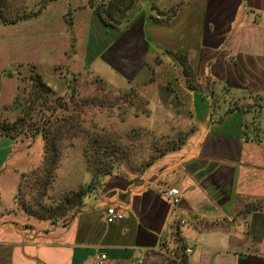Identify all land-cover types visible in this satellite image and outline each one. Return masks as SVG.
Instances as JSON below:
<instances>
[{
    "label": "crops",
    "instance_id": "obj_1",
    "mask_svg": "<svg viewBox=\"0 0 264 264\" xmlns=\"http://www.w3.org/2000/svg\"><path fill=\"white\" fill-rule=\"evenodd\" d=\"M60 1L50 0L38 16L0 22V100L8 83L13 94L1 108L16 96L17 71L42 62L54 72L69 68L70 76L87 66L109 88L126 90L152 73L148 60L172 58L189 76L186 105L198 125L139 179L115 174L93 184L67 227L15 207L22 175L41 163L42 138H1L0 264H87L98 254L105 264H144L167 251L173 264H264V0H118L109 25L95 9L113 0ZM82 23L87 49L77 53L69 33ZM202 82L212 86L209 97L200 93ZM215 88L237 102L214 118L208 104ZM226 99L218 106H229ZM85 167L67 166V189L83 176L77 185L91 182L88 173H72ZM165 188L180 191L178 204L160 196ZM108 207L126 218L106 223Z\"/></svg>",
    "mask_w": 264,
    "mask_h": 264
},
{
    "label": "rangeland",
    "instance_id": "obj_2",
    "mask_svg": "<svg viewBox=\"0 0 264 264\" xmlns=\"http://www.w3.org/2000/svg\"><path fill=\"white\" fill-rule=\"evenodd\" d=\"M64 1L66 0H61L59 6L67 4ZM49 2L50 0H4L1 8L2 13L10 18L27 14H34L35 17L41 14L45 4ZM78 2L79 0H73L69 3L75 5ZM74 5L71 6L72 10L76 9ZM88 29L82 23L74 25L73 32L70 30V43L75 39L77 53L83 49L85 52L87 49ZM90 43L92 44L91 39ZM73 51V46L70 44V58L74 55ZM175 63L176 60L172 58L148 60L147 65L152 73L144 76L143 82H135L126 90L109 88L104 81L91 73L87 66L82 73L80 71V74L70 76L68 75L69 68H62L59 72H54L44 62L40 64L39 69H36L38 73L36 71L35 73L41 76L42 81L52 89L56 96L70 94L71 88L69 87H72L76 99L79 100V107L76 108L77 115L76 113L72 115L74 120H77V125L72 128H62L59 134L58 146L61 150V157L52 194L58 195L70 191L65 186L68 183L67 175L69 174L67 166L70 164L78 166L83 164L86 166V171L79 170L72 173H88L91 178L88 172V161L83 155L84 148L88 147L93 152L91 165L93 161L103 160V156L98 153L100 146L97 144L92 148L88 142L89 137L103 140V146L109 147V151L115 149L113 151L115 155L112 156L113 174L132 180L142 177L147 167L154 163L161 154L169 153L173 150L172 148L176 149L188 141L198 124L189 120L192 108L186 105L190 97L184 89L187 90L190 87L189 76L180 74L174 67ZM75 69L77 70L74 67L73 71ZM21 76L26 78L23 86L25 88L27 86V90H30L32 83L28 79L31 73L27 68H23ZM146 78L149 80L146 81ZM19 85L20 82H18ZM200 87H202L200 93H206L208 97L211 95L207 90V87H212L211 85L202 82ZM219 89L213 90V99L211 101L209 99L208 104V109L210 108L214 118L225 116L231 110L236 109L237 97L228 90ZM17 90L18 88H16V94ZM1 95L3 97L0 104L1 102L8 104L11 101L9 99L13 96L12 83L6 85ZM24 96L26 95L24 94ZM225 97L229 101V106H218L221 102L220 99ZM204 113L201 112V114ZM16 115L17 113L3 112L0 105V120L4 117L13 120ZM232 118L231 125H234L237 116ZM80 173L76 179L80 178ZM84 178L86 179L87 176L74 180L75 182L71 185L72 190L82 187L83 185L79 186L77 183L83 181ZM103 181H100L99 184H102ZM61 186H65L66 189ZM90 186H92L91 182L84 185L85 188ZM173 260L172 253L167 251L149 255L144 264H173Z\"/></svg>",
    "mask_w": 264,
    "mask_h": 264
},
{
    "label": "trees",
    "instance_id": "obj_3",
    "mask_svg": "<svg viewBox=\"0 0 264 264\" xmlns=\"http://www.w3.org/2000/svg\"><path fill=\"white\" fill-rule=\"evenodd\" d=\"M3 2L4 0H0V22L2 24H14L34 16V14H27L7 17L2 13ZM115 2L118 3V0L102 3L95 9L97 17L104 25H109L108 21L113 18V13L117 10L114 8ZM124 2L126 0H122L121 4L124 5ZM130 4L129 1L125 7L128 9ZM122 16L121 13L120 17ZM27 70L31 73L28 80L31 81L32 86L30 90H27V86L26 88L23 86L26 78L21 76V70H18L17 77L20 82L18 92L13 102L2 108L3 112L17 113V115L13 120L9 117L0 120V140L4 137L15 141L41 136L44 141V152L40 165L22 175L14 199L15 207L29 218L46 220L54 226L67 227L82 207L83 198L91 187L82 186L77 190L58 195L52 194L61 157V150L58 146L59 134L62 128H72L77 125V120H74L72 115L73 113L77 115L76 108L79 107V100L76 99L72 87H69L71 88L70 94L56 96L52 89L42 81L41 76L35 73L33 66H29ZM88 142L92 148L98 144L100 146L98 153L103 156V160L93 161L91 165L93 152L88 147L83 150V155L88 161V172L92 178L91 185L99 184L100 181L114 175L112 156L115 155L113 152L115 149L109 151V147L103 146V140L92 137H89Z\"/></svg>",
    "mask_w": 264,
    "mask_h": 264
},
{
    "label": "built area",
    "instance_id": "obj_4",
    "mask_svg": "<svg viewBox=\"0 0 264 264\" xmlns=\"http://www.w3.org/2000/svg\"><path fill=\"white\" fill-rule=\"evenodd\" d=\"M160 196L173 205L178 204L180 201V191L176 188H165L161 191ZM105 218L106 223L112 224L124 220L126 214L120 213L118 209L114 207H108L105 211ZM106 260L107 256L105 254H98L87 264H105ZM137 264H143V262L139 261Z\"/></svg>",
    "mask_w": 264,
    "mask_h": 264
}]
</instances>
